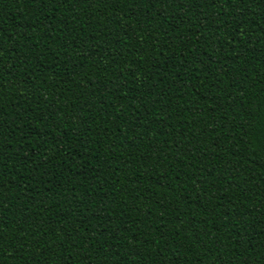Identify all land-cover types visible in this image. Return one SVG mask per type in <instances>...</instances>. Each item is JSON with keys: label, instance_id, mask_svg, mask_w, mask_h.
Here are the masks:
<instances>
[{"label": "trees", "instance_id": "16d2710c", "mask_svg": "<svg viewBox=\"0 0 264 264\" xmlns=\"http://www.w3.org/2000/svg\"><path fill=\"white\" fill-rule=\"evenodd\" d=\"M0 264H264V0H0Z\"/></svg>", "mask_w": 264, "mask_h": 264}]
</instances>
